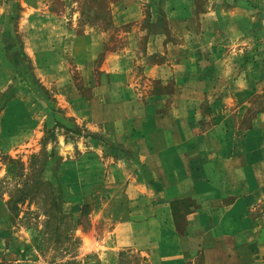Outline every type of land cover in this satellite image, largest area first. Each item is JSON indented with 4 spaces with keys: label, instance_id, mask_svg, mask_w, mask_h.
<instances>
[{
    "label": "rangeland",
    "instance_id": "374dc122",
    "mask_svg": "<svg viewBox=\"0 0 264 264\" xmlns=\"http://www.w3.org/2000/svg\"><path fill=\"white\" fill-rule=\"evenodd\" d=\"M189 1L171 15V0H137L139 17L123 23L111 11L128 0H0V264H141L80 240L106 203L98 189L113 165L136 161L123 138L145 139L144 121L179 117L246 129L264 110V0H247L262 12L253 48L214 68L203 51L188 64L191 53L179 48L194 41L189 30L207 27L198 17L207 0ZM219 1L230 4H208ZM237 73L247 78L238 98L228 96L234 82L205 80ZM191 89L211 93L188 103ZM263 238L253 241L257 264Z\"/></svg>",
    "mask_w": 264,
    "mask_h": 264
},
{
    "label": "crops",
    "instance_id": "0c3cea01",
    "mask_svg": "<svg viewBox=\"0 0 264 264\" xmlns=\"http://www.w3.org/2000/svg\"><path fill=\"white\" fill-rule=\"evenodd\" d=\"M128 1L130 5L111 11L113 22L139 17L137 0ZM209 1L214 0H207L198 15L207 27L189 30L194 41L179 48L191 53L190 65L198 64L203 51L208 68L228 67L253 48L262 12L247 0H227L230 4L224 8L220 1ZM176 2L180 0H171V15L179 10ZM212 76L205 80L234 82L228 96L242 95L240 87L247 80L243 73ZM205 91L191 89L182 96L189 103L201 94L209 96ZM179 107L171 105L169 111L179 112ZM187 107L191 113L197 109L194 103ZM141 124L145 139L123 138L126 148L135 147L131 156L136 161L124 156V166L119 161L107 174L108 184L98 189L106 203L93 217L91 235L81 231V246L90 240L91 250L117 259L134 253L141 264H257L252 262L259 256L253 241L264 237V212H259L260 205L264 207V110L246 129H227L218 122L201 129L199 123L180 117L177 122Z\"/></svg>",
    "mask_w": 264,
    "mask_h": 264
}]
</instances>
